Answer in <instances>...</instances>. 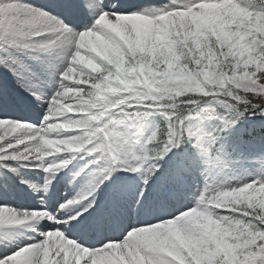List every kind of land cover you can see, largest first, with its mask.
I'll list each match as a JSON object with an SVG mask.
<instances>
[{
    "label": "snow or ice",
    "instance_id": "6c2138e0",
    "mask_svg": "<svg viewBox=\"0 0 264 264\" xmlns=\"http://www.w3.org/2000/svg\"><path fill=\"white\" fill-rule=\"evenodd\" d=\"M0 264H264V0H0Z\"/></svg>",
    "mask_w": 264,
    "mask_h": 264
}]
</instances>
